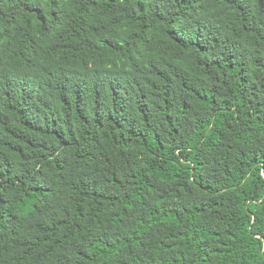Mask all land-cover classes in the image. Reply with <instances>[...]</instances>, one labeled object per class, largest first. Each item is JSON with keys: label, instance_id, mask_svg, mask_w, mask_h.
<instances>
[{"label": "trees", "instance_id": "trees-1", "mask_svg": "<svg viewBox=\"0 0 264 264\" xmlns=\"http://www.w3.org/2000/svg\"><path fill=\"white\" fill-rule=\"evenodd\" d=\"M0 264H264V0H0Z\"/></svg>", "mask_w": 264, "mask_h": 264}]
</instances>
